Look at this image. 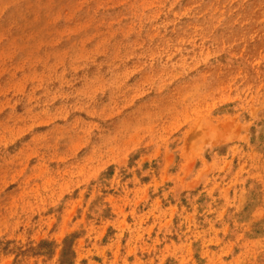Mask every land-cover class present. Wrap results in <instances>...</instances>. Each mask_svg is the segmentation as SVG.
<instances>
[{
	"label": "rangeland",
	"instance_id": "374dc122",
	"mask_svg": "<svg viewBox=\"0 0 264 264\" xmlns=\"http://www.w3.org/2000/svg\"><path fill=\"white\" fill-rule=\"evenodd\" d=\"M0 264H264V0H0Z\"/></svg>",
	"mask_w": 264,
	"mask_h": 264
}]
</instances>
